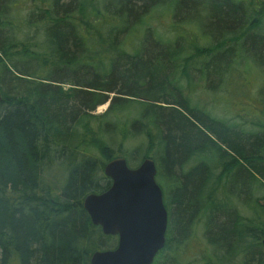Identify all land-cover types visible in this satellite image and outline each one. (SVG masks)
I'll return each instance as SVG.
<instances>
[{"label":"trees","instance_id":"trees-1","mask_svg":"<svg viewBox=\"0 0 264 264\" xmlns=\"http://www.w3.org/2000/svg\"><path fill=\"white\" fill-rule=\"evenodd\" d=\"M257 5L0 0V264H90L114 248L82 202L110 186L107 162L139 151L157 163L168 213L152 264H180L198 225V264H264V83L235 112L242 121L190 92L196 77L228 101L241 65L264 80ZM164 14L168 36L153 27Z\"/></svg>","mask_w":264,"mask_h":264},{"label":"water","instance_id":"water-1","mask_svg":"<svg viewBox=\"0 0 264 264\" xmlns=\"http://www.w3.org/2000/svg\"><path fill=\"white\" fill-rule=\"evenodd\" d=\"M103 172L110 186L101 193L88 194L82 206L103 235L117 236V245L93 252L89 263L152 264L165 245L167 228L154 161L147 157L130 168L125 158L116 157L106 163ZM261 244L264 246V238Z\"/></svg>","mask_w":264,"mask_h":264},{"label":"rangeland","instance_id":"rangeland-1","mask_svg":"<svg viewBox=\"0 0 264 264\" xmlns=\"http://www.w3.org/2000/svg\"><path fill=\"white\" fill-rule=\"evenodd\" d=\"M249 0H246V2ZM254 3L258 4L256 6V11H259L260 13H262L264 15V0H254ZM171 15V14H170ZM169 14L166 16V14H164V17H155L154 23H153V27L155 28V30H157L159 33H162L163 35H171V23L173 20V17L170 16ZM202 15V13H200V16ZM176 21H178V18L176 19ZM185 23V24H184ZM184 23L179 22L178 25H180V28H183V30H187V28H189V32L190 31H194V32H199L200 28L197 27V23L198 21H193L192 23H186L184 21ZM193 26H196V28H194ZM202 40H200L199 42H201ZM258 69H256L255 67L251 70L254 74V77H250V72L248 74H246L245 68L243 67V65H241V67L239 68V70H236L237 72L232 71L231 74V78H230V83H229V93H232V96L228 97V101H225L224 99L225 94H222L220 91L217 92H213L210 93L209 91L206 90V88L204 87L205 84H201V82H198L197 78L195 77L196 81L195 83H198L199 86H197V88L195 87V89L192 91H190L191 93H193V95L195 96V100H197L200 105L213 110V113L215 115H217L220 118H224L227 120H238V121H242V120H246L247 117L244 118V116L238 117L236 115L235 112H240V108L244 109L242 103L245 100H249V96L253 97L256 96L260 86L264 83V80L260 79L261 77L258 76L261 73H257L259 71H257ZM256 76V77H255ZM244 77H248V82L246 80V83L244 85V87L242 88L240 86V84H238V82L240 83V81L242 79H244ZM257 78V79H256ZM253 79H256L253 82ZM232 84V87H231ZM68 85H66L65 87H67ZM227 87V88H228ZM227 100V99H226ZM246 102V101H245ZM107 104V103H106ZM106 104L101 105L99 107L96 108L94 114H101L104 112V110L107 108ZM229 104V105H228ZM236 105V106H235ZM234 108H236L237 110H234ZM242 113V112H240ZM239 113V114H240ZM140 151L139 153L134 154L135 157L133 156V154H128L126 155V157H124L128 164L130 165V167H136L141 159H140ZM192 163H189L187 165V167H189ZM157 165V163H156ZM158 183H160V178H157ZM162 186V185H161ZM244 210V209H242ZM243 215H249L247 210L243 211ZM195 233H196V238L192 239L190 241H188L185 244L186 248H183L182 251V258L180 259V264H198V259L200 258V247L203 246V226L202 225H198L197 227H195ZM192 235V234H191ZM182 247L180 246L178 249V253H180ZM187 249V251L185 250ZM186 253V254H184Z\"/></svg>","mask_w":264,"mask_h":264}]
</instances>
